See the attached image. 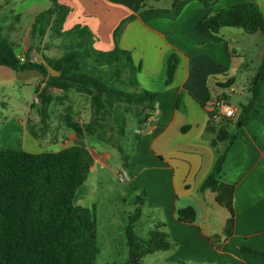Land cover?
Returning <instances> with one entry per match:
<instances>
[{"label": "crops", "instance_id": "obj_1", "mask_svg": "<svg viewBox=\"0 0 264 264\" xmlns=\"http://www.w3.org/2000/svg\"><path fill=\"white\" fill-rule=\"evenodd\" d=\"M250 1L257 4L264 16V0H180L174 10H170L173 4L162 6L163 0L152 1L157 4H152L151 9L142 14H139L142 0H48L50 7L42 12L49 10L54 2L71 9L62 32H69L76 26L83 28L89 25V20H94L97 27L90 33V38L67 39L55 28L54 17H46L43 22L45 34L43 37L37 34L41 37L37 40L52 39L47 47L43 42L42 49L41 42L38 46L33 45L37 37L33 38L31 34L34 23L23 29L15 7H7L10 4L8 1L0 5V26L6 32L11 30L18 35L25 31L26 42L19 46V57H24L21 60H25L27 55L34 62H43L44 57L60 58L70 48L74 49L78 42L82 52L90 47L93 57L101 60L112 58L121 50L130 51L135 65L141 66L137 75L140 87L157 93L158 97L151 119L143 124L141 130H136L139 134L132 142L134 154L128 161L125 173L130 190L126 194L132 192L131 202L134 203L136 197L146 190L149 209L161 211L158 224L166 225L170 239L177 244L167 259L169 263L186 260L196 264H264L263 256L242 253L240 250L247 247L264 253V83L251 120L240 130L239 139L228 151L219 174L221 182L235 187L236 212L234 235L220 250L213 247L209 238L223 234L229 213L220 210L224 208L217 204L215 193L201 191L217 159L227 149L225 142L214 145L217 135L207 131L211 122L209 103L221 97L229 98L228 87H225L228 85L240 87L236 91L239 104L248 103L252 81L264 59V34L248 35L257 38L255 45L237 48L222 35L229 27L221 29L220 36L215 37L201 32L198 26L216 11ZM101 8L114 13L103 28L99 24L103 15ZM42 12L34 14V22ZM123 24L126 27L116 44L115 38L117 40ZM226 33L234 40L233 32ZM51 45L58 55L49 54ZM31 47L33 49L29 51ZM171 55L178 56L179 64L172 83L167 85L168 59ZM82 65L85 72L88 70L104 80L111 77L109 69L97 70L90 60H84ZM21 73L25 76H20L19 86H44L43 77L37 71H0V76L7 75L15 82ZM50 90L52 96L56 92L58 95L60 92L85 94L90 98L93 95L90 90H74L66 83H52ZM246 91L250 93L249 96ZM66 115L59 116V122L51 121L50 124V129L61 127L69 133L70 138L65 145L55 143L48 149L37 142L35 145L29 131L25 127L20 128L19 123L20 136H23L22 140L19 138L23 142L19 150L37 154L58 152L78 145L91 163L92 173L95 164L105 165L104 161L109 157L107 150L111 147L85 132L87 122L77 124ZM87 150L93 161L88 157ZM88 180L79 189L85 196L83 199L90 196ZM80 191L75 203L76 199L81 201L78 199ZM186 207H193L197 212L194 224H184L177 219V211ZM217 215H220L219 219ZM218 227L222 229L219 231Z\"/></svg>", "mask_w": 264, "mask_h": 264}, {"label": "trees", "instance_id": "obj_2", "mask_svg": "<svg viewBox=\"0 0 264 264\" xmlns=\"http://www.w3.org/2000/svg\"><path fill=\"white\" fill-rule=\"evenodd\" d=\"M149 1L161 0H142L143 7ZM179 1H174L172 10L176 9ZM70 12L68 6L54 2L49 10L37 15L31 31L32 37L35 38L37 34L44 36L43 22L46 17H54V26L60 31ZM226 27L241 29L248 35L264 34V16L257 4L250 1L212 13L200 22L198 29L217 37L221 29ZM3 30L0 26V67L15 72L37 71L43 77L44 86L39 85L38 88L41 90L38 97L41 99L43 121L49 118L48 109L54 100L49 94L52 83H66L74 89L90 90L93 93V119L84 125L85 132L117 150L124 161V168H127L129 158L124 144L130 140L132 131L128 130V124H121L118 130L110 126L108 131L106 118L110 108L105 97L120 99L128 107L138 108L141 116H144L142 124L151 119L158 97L157 93L140 87L137 75L141 66L135 65L132 53L121 50L112 58L101 60L93 57L90 47L82 52L77 42L74 49L65 52L60 58L44 57L43 62H34L27 55L22 61L13 44L3 37ZM60 34L67 39L91 37L88 29L80 26ZM84 60L92 61L97 70L109 69V80L85 72L82 65ZM178 64V56L171 55L168 59L167 85L172 83ZM263 83L264 59L252 81L251 97L247 104L240 106L237 117L222 119L219 124L210 122L207 128L209 133L217 135L214 145L227 143L226 151L219 156L201 187L203 192L210 190L215 193L217 204L229 213L223 234L209 238L217 250L232 238L236 226L235 187L221 182L219 174L228 151L239 139L240 130L251 120ZM91 167L78 145L58 152L37 154L11 148L0 149V264H97L99 248L91 237L95 229L93 214L89 208L75 203L77 192L88 180ZM141 216L142 205H138L134 214L129 216L125 229L128 245L125 264H143L148 255L177 248L163 223L152 229L146 240L138 238L135 228ZM177 219L184 224H194L197 212L193 207L179 209ZM240 250L242 253L264 257L263 252L254 249L241 247ZM167 264L191 263L182 261Z\"/></svg>", "mask_w": 264, "mask_h": 264}, {"label": "rangeland", "instance_id": "obj_3", "mask_svg": "<svg viewBox=\"0 0 264 264\" xmlns=\"http://www.w3.org/2000/svg\"><path fill=\"white\" fill-rule=\"evenodd\" d=\"M5 1L10 2L7 7H15V13L19 14V18L22 21L21 27L23 29L34 23L33 18L35 13L45 11L50 7L48 0H0V5H3L2 3ZM152 4L155 5L157 3L149 1L144 7H141L139 14L148 12V10L151 9L150 7L153 6ZM166 4H174V0H163L161 3L162 6ZM100 6L102 5L98 7ZM172 6L170 10H172ZM101 10L103 15L100 17L99 24L100 27L103 28L111 20L114 13H109L105 8H101ZM88 23L89 25H85L84 27H87L88 31L93 33L94 27L97 26H95L94 20H89ZM125 27V24L121 26L117 35V40L115 38L116 44H118ZM225 30L226 31L222 32V35L225 36L226 39L231 40V45L233 47L242 48V46L245 45L252 46L255 45L257 41L256 37L248 36V34L241 29L226 28ZM10 31L11 30H7L6 32L4 30L2 35L15 45V51L19 55L21 51L19 46L24 45L26 42V39H24L25 31L20 32V35L15 34V31ZM228 31L233 32L234 40L226 33ZM59 32L64 33L62 30ZM219 36L220 34L217 37ZM40 38L41 37L37 36L33 45L35 44L38 46L41 42L40 46L42 49L43 42L46 44V47L51 44L50 39L52 38L47 37L46 39L37 40ZM262 38H264V36ZM50 47L49 54L58 55V51L54 50L52 45ZM72 49L73 48H70L67 51ZM97 57L101 58L99 55H97ZM21 58H24L23 55H21ZM0 71L8 72L10 70L0 67ZM86 72L90 73L88 70H86ZM21 75L25 76L23 73L18 74V78L15 82L13 81L14 78H10L7 75L0 76V149H21L20 147L23 145V142L19 140V138L22 140L23 137L20 136L21 131L19 130L21 127H25L27 131H29V137L35 140V145V142H37L40 146L47 149L55 145V143H58L59 146H63L67 143V139L70 138L69 133L61 127L56 130L50 129V124L52 122H59V116L63 114L70 116L77 124H81L83 121L88 123L93 119L91 98L88 95L70 94L67 92H60L58 95L56 92L55 94L53 93L54 100L48 109L49 118L44 122L41 115V99L38 97V93H40L41 90L39 91V86H35V88L31 86H19ZM238 87L239 86L235 87V89L237 90ZM50 92L52 91L50 90ZM237 94H230L228 99L231 105L240 107L241 104L238 102L240 98ZM246 95L249 96L250 93L246 91ZM106 100L110 108V114L107 115L106 118L108 131L110 126H115L116 130H118L121 124H128V130L132 131L130 140L124 144V150L130 159L134 154L132 141L134 137L139 134L136 130H141L142 126H144L142 124L144 116H141V111L139 109L128 107L124 101L111 99L110 97H107ZM243 102L245 103L246 100L244 99ZM119 112H122L125 116L122 114L118 115ZM116 120H118V123ZM107 152L109 157L104 161L105 165L103 163L95 164L93 172L90 174L87 183L88 186H90V196L83 199L85 196H83L80 189L81 195H78V199L81 201L78 202L76 199V203L78 202L77 205L89 208L93 214L95 229L91 237L96 241L99 248L97 264H125L128 259V245L125 229L129 223V216L134 214L138 205H142V216L136 225L135 233L138 238L146 240L149 236V232L155 229L160 221L161 211L149 209L148 191L146 190L136 197L134 203L131 202L133 197L131 194L132 192L126 194V192L130 190V184L127 182L128 180L125 176L128 167L124 168V161L117 150L109 148ZM86 153L93 161L88 150ZM220 210L227 214L225 209ZM217 229L220 231L222 228L218 227ZM172 252L173 251L155 252L154 254L146 256L143 260V264H167L169 263L167 259L171 256ZM178 261L179 260H175L173 263H178ZM191 264L196 263L191 261Z\"/></svg>", "mask_w": 264, "mask_h": 264}, {"label": "built area", "instance_id": "obj_4", "mask_svg": "<svg viewBox=\"0 0 264 264\" xmlns=\"http://www.w3.org/2000/svg\"><path fill=\"white\" fill-rule=\"evenodd\" d=\"M227 89L230 94L237 91L234 86H230ZM208 111L210 121L214 123L222 119H235L239 113V108L231 105L227 97H221L209 103Z\"/></svg>", "mask_w": 264, "mask_h": 264}]
</instances>
